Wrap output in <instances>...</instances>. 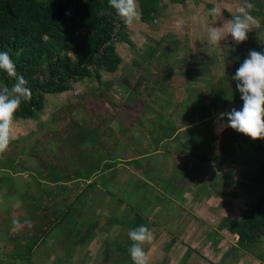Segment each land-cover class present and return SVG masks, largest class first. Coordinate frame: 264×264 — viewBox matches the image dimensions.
Returning <instances> with one entry per match:
<instances>
[{
  "label": "rangeland",
  "instance_id": "obj_1",
  "mask_svg": "<svg viewBox=\"0 0 264 264\" xmlns=\"http://www.w3.org/2000/svg\"><path fill=\"white\" fill-rule=\"evenodd\" d=\"M167 3L159 0L151 23L124 26L133 47L115 45L113 73L45 95L31 120H15L0 169L27 174L0 171V264H20L12 256L43 235L50 247L28 264H133L128 232L140 225L154 235L144 245L150 264H221V254L223 264H264L234 253L235 237L218 227L264 193V139L218 119L243 107L232 77L250 51L264 52V24L242 43L225 30L212 45L207 28L238 10L223 0ZM90 232L73 257L68 245ZM260 247L264 262V237Z\"/></svg>",
  "mask_w": 264,
  "mask_h": 264
},
{
  "label": "trees",
  "instance_id": "obj_2",
  "mask_svg": "<svg viewBox=\"0 0 264 264\" xmlns=\"http://www.w3.org/2000/svg\"><path fill=\"white\" fill-rule=\"evenodd\" d=\"M168 1L182 4L185 0ZM248 1L261 14L259 0ZM138 3L141 23L149 24L159 9V0H138ZM115 23L120 25L118 39L111 42ZM124 26L108 0H0V51L9 53L33 93L31 101L21 103L15 120H31L42 110L45 95L67 92L84 78L98 77L100 71L113 73L120 63L115 45L125 43L133 47ZM12 83L0 71V84L11 87ZM58 222L56 219L44 234L54 230ZM218 227L235 237L230 247L234 253L239 251L263 262L258 245L264 237V193L237 219L224 217ZM91 234L76 238V245L83 244L84 237L86 241ZM43 237L31 241L23 254L16 257L30 259Z\"/></svg>",
  "mask_w": 264,
  "mask_h": 264
},
{
  "label": "clouds",
  "instance_id": "obj_3",
  "mask_svg": "<svg viewBox=\"0 0 264 264\" xmlns=\"http://www.w3.org/2000/svg\"><path fill=\"white\" fill-rule=\"evenodd\" d=\"M109 7L127 26L140 23L142 12L138 0H108ZM253 5L244 0L238 8V13L226 20L222 27L207 28V39L212 45H219L226 35H231L237 44L247 40L248 33L260 27V21L253 16L249 9ZM210 14L221 17L219 7H213ZM226 30V35L222 32ZM0 71L12 79L11 87L0 84V155L8 151L14 136L15 114L22 102L32 99V89L28 80L17 72L16 63L7 51H0ZM233 80L238 81L237 90L241 93L243 107L233 108L229 112L220 113L218 119L227 117L228 127L242 133L253 140L264 139V52L250 51ZM185 130V129H184ZM13 225L19 226V220L13 219ZM132 241L128 252L133 264H150V257L144 249L145 244L154 240L152 231L145 225H140L128 232Z\"/></svg>",
  "mask_w": 264,
  "mask_h": 264
},
{
  "label": "crops",
  "instance_id": "obj_4",
  "mask_svg": "<svg viewBox=\"0 0 264 264\" xmlns=\"http://www.w3.org/2000/svg\"><path fill=\"white\" fill-rule=\"evenodd\" d=\"M264 0H259V2H260V4L262 5V9L264 8V2H263ZM169 2V1H168ZM192 2V0H185L184 1V3H182V4H177V3H171V2H169V3H167V7H182V6H185V5H188V3H191ZM223 2H224V6L226 7V9H227V11H228V13H236L235 11H237L238 10V8L244 3V1H239V0H223ZM248 3H249V1H248ZM199 4V3H198ZM163 6L165 7V4H163ZM160 4H159V9H160ZM159 9H158V11H159ZM194 10V9H193ZM257 7H253V8H251V9H249V11H250V13L253 15V16H255L259 21H260V24H264V13L262 12V10H260V12H261V14H257ZM157 11V12H158ZM157 12H156V15H157ZM155 20V14H154V16H153V20L152 21H154ZM151 21V22H152ZM150 22V23H151ZM144 25H146V24H144ZM131 41V40H130ZM118 67V66H117ZM117 69V68H116ZM167 74H168V76H169V78L171 77L170 76V74H169V70H168V72H167ZM169 80V79H168ZM156 95V94H155ZM154 99L155 98H151V100L152 101H154ZM0 171H4V172H7V174H9V176H17V175H22V174H27V173H23V172H19V173H21V174H18V173H15V172H11V168L9 167V168H7V169H3V168H1L0 169ZM31 175V178H33V179H35V180H37V181H39V182H42L39 178V175H34V174H30ZM31 178H28V180L30 179V182L29 183H32L31 182ZM57 183V181H55V182H53V184H56ZM50 184V183H49ZM18 193H19V191H18ZM261 194V193H260ZM258 196H259V194H258ZM228 218V217H227ZM233 219V218H232ZM55 221V220H54ZM53 221V222H54ZM53 222H51L47 227H49ZM47 229V228H46ZM45 229V230H46ZM46 232V231H45ZM51 232H54V230H51L49 233H51ZM46 235H48V233H46ZM37 238H40V236L39 237H37ZM37 238H34V239H32L31 241H34V240H36ZM44 239L45 238H42V239H40V241L36 244V246L34 247V249H33V251L34 250H36L40 245H45V244H47L48 246L51 244L50 243V241L48 242V241H44ZM19 241H21V240H19ZM31 241H28L27 243L28 244H26V246L27 245H29V244H31ZM19 244H20V242H19ZM21 244H23V242L21 241ZM83 246H85V242L83 243V244H75L74 242L73 243H71L70 245H68V249H69V252H72V256L74 257V255L76 254V252L79 250V248L80 247H82L83 248ZM50 247V246H49ZM24 248H25V246H24ZM24 248H23V250H24ZM258 248H259V250H260V241H259V245H258ZM32 251V252H33ZM66 251H67V249H66ZM23 252L24 251H22L21 252V254H23ZM68 252V253H69ZM261 252V251H260ZM52 253V252H51ZM51 253H50V257H49V260L51 259ZM78 253V252H77ZM21 254H15L14 256L16 257V256H20ZM67 254V253H66ZM7 256L6 257H11V253H8V254H6ZM31 255H32V253H31ZM243 255V254H242ZM244 255H246V256H249V255H247V254H244ZM69 256H71V254H69ZM226 256H224V254H221V257H220V263L221 264H223L224 262H227V260H226V258H225ZM250 258H252L253 260H255V262L257 261L258 263H264V262H261V261H259V260H257V259H255V258H253V257H251V256H249ZM14 258V257H13ZM18 260L16 261V262H18V263H20V264H28L29 263V261L31 260V257H30V259H28V260H26V259H20L19 257H16ZM225 258V259H224ZM22 260V261H21ZM11 261H14L15 262V260H11ZM25 261V262H24ZM69 262H70V259H69Z\"/></svg>",
  "mask_w": 264,
  "mask_h": 264
},
{
  "label": "built area",
  "instance_id": "obj_5",
  "mask_svg": "<svg viewBox=\"0 0 264 264\" xmlns=\"http://www.w3.org/2000/svg\"><path fill=\"white\" fill-rule=\"evenodd\" d=\"M119 28H120V25L118 23H115L113 25L112 33L110 35V41L111 42H114L118 39L117 32H118Z\"/></svg>",
  "mask_w": 264,
  "mask_h": 264
}]
</instances>
